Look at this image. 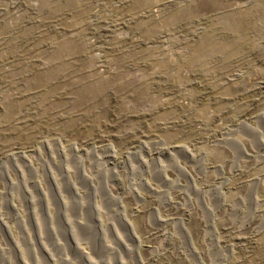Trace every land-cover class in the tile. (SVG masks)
<instances>
[{"label":"rangeland","instance_id":"374dc122","mask_svg":"<svg viewBox=\"0 0 264 264\" xmlns=\"http://www.w3.org/2000/svg\"><path fill=\"white\" fill-rule=\"evenodd\" d=\"M0 264H264V0H0Z\"/></svg>","mask_w":264,"mask_h":264},{"label":"bare ground","instance_id":"6f19581e","mask_svg":"<svg viewBox=\"0 0 264 264\" xmlns=\"http://www.w3.org/2000/svg\"><path fill=\"white\" fill-rule=\"evenodd\" d=\"M247 154V153H246ZM172 155V154H171ZM194 155V154H193ZM193 155L191 156V157H193ZM25 156V155H24ZM28 159V158H27ZM194 159V158H193ZM29 160V159H28ZM150 163V162H149ZM175 163H176V161H175ZM30 165V164H29ZM177 165H178V167L183 171V172H185V173H188L186 170H185V168L184 167H182V166H180L178 163H177ZM189 176V175H188ZM190 177V176H189ZM149 186V185H148ZM180 189V188H179Z\"/></svg>","mask_w":264,"mask_h":264}]
</instances>
